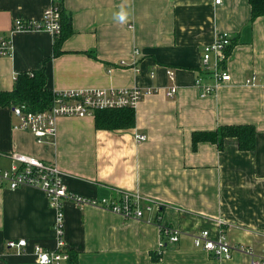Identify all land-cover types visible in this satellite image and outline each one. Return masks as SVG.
<instances>
[{
  "label": "crops",
  "instance_id": "1",
  "mask_svg": "<svg viewBox=\"0 0 264 264\" xmlns=\"http://www.w3.org/2000/svg\"><path fill=\"white\" fill-rule=\"evenodd\" d=\"M52 5L69 35L54 53L49 33L12 34L13 54L0 58V92L11 91L19 73L42 66L51 92L154 91L132 110L129 128H97L94 117H61L55 135L41 142L13 129L11 107H0L1 168L19 153L55 164L76 196L111 201L131 192L162 207L158 216L124 220L97 205L66 202L63 237L74 263L250 264L243 251L215 259L195 248L193 235L201 230L212 238L223 234L229 245L264 259V16L251 20L249 0H0V34L9 35L16 18L39 21ZM220 34L230 39L223 64L230 81L202 98L194 86L202 49ZM251 76L256 83L247 85ZM173 85L176 94L168 99ZM230 125L255 129L253 150L240 151L235 139H227L222 151L208 142L193 148L194 132ZM137 134L146 140L136 141ZM54 218L42 191L0 188V264H36L33 244L55 249ZM160 225L180 231L179 241L164 250ZM18 239L30 244L25 255L5 246ZM159 251L153 261L151 253Z\"/></svg>",
  "mask_w": 264,
  "mask_h": 264
},
{
  "label": "built area",
  "instance_id": "2",
  "mask_svg": "<svg viewBox=\"0 0 264 264\" xmlns=\"http://www.w3.org/2000/svg\"><path fill=\"white\" fill-rule=\"evenodd\" d=\"M220 0H215L219 4ZM60 9L54 5L44 9L39 21L24 18L13 20L9 35L0 34V58L10 57L14 46L12 34L46 32L54 39L62 33V20ZM230 39L226 34L217 35L213 43L206 45L201 53L200 73L194 80V86L200 91V97L214 95L219 85L230 81V75L224 70V60ZM138 51H135L137 54ZM166 76L170 82L175 81L174 72L166 70ZM247 85H254L256 77L251 76L245 80ZM154 93L153 90L141 91L139 88L123 89H86L52 92V101L48 109L33 111L25 103L15 104L11 107L17 124L16 130H26L33 134L38 142L55 135L56 122L61 117H93L96 111L135 109L145 95ZM176 87H169L165 96L173 99ZM138 142L146 140L145 135L137 134ZM8 168L0 167V188L15 190L21 187L38 189L44 193L50 207L55 212L52 229L56 234L55 249H45L38 244H33L32 252L36 264H75L72 262V254L64 240V204L71 202L77 206L97 205L115 214L124 220L143 219L145 214H160V203L144 200L138 193L120 192L115 200L90 201L70 193L63 182L62 172L52 163L39 159L11 153L8 157ZM162 242L160 249H165L179 241L180 231L174 227L160 225ZM195 248L202 249L215 259H228L232 252L243 251L251 257L250 264H264V259L254 257L251 249L233 247L228 244L223 234L212 238L206 230L193 235ZM6 248L17 255H25L30 244L25 239L9 240Z\"/></svg>",
  "mask_w": 264,
  "mask_h": 264
},
{
  "label": "trees",
  "instance_id": "3",
  "mask_svg": "<svg viewBox=\"0 0 264 264\" xmlns=\"http://www.w3.org/2000/svg\"><path fill=\"white\" fill-rule=\"evenodd\" d=\"M249 3L251 20L264 16V0H249ZM61 20L62 33L55 39L54 53L58 52L60 42L70 33L69 25L63 16ZM51 101L52 92L46 88L45 66L36 71L19 73L15 78L13 89L9 92H0V107L25 103L30 110L43 111L49 108ZM93 117L97 128L122 129L134 124V113L131 109L96 111ZM227 139H235L240 151H250L255 145L256 131L250 125H230L220 126L210 132H194L191 137L194 149L199 143L208 142L216 145L220 151L223 150ZM160 255L161 252L151 253V258L153 261H158ZM72 262H75L73 256Z\"/></svg>",
  "mask_w": 264,
  "mask_h": 264
},
{
  "label": "clouds",
  "instance_id": "4",
  "mask_svg": "<svg viewBox=\"0 0 264 264\" xmlns=\"http://www.w3.org/2000/svg\"><path fill=\"white\" fill-rule=\"evenodd\" d=\"M125 16H126V13H124L123 11L120 13V15H119V19L121 20V21H123L124 19H125Z\"/></svg>",
  "mask_w": 264,
  "mask_h": 264
},
{
  "label": "rangeland",
  "instance_id": "5",
  "mask_svg": "<svg viewBox=\"0 0 264 264\" xmlns=\"http://www.w3.org/2000/svg\"><path fill=\"white\" fill-rule=\"evenodd\" d=\"M132 110V109H131ZM89 117H91V116H89ZM62 179H63V177H62ZM162 208V207H161ZM160 252V251H159Z\"/></svg>",
  "mask_w": 264,
  "mask_h": 264
}]
</instances>
